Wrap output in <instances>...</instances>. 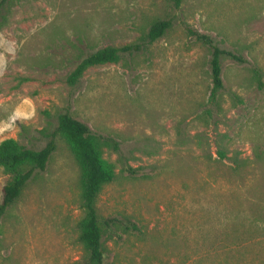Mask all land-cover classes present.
<instances>
[{"label": "rangeland", "instance_id": "374dc122", "mask_svg": "<svg viewBox=\"0 0 264 264\" xmlns=\"http://www.w3.org/2000/svg\"><path fill=\"white\" fill-rule=\"evenodd\" d=\"M159 21L141 52L67 82ZM188 30L244 61L221 58L218 113L211 49ZM62 113L117 144L102 148L114 179L96 207L136 230L104 232L106 264H264V0H0V143L40 150ZM55 145L0 220V264L83 263L80 167Z\"/></svg>", "mask_w": 264, "mask_h": 264}, {"label": "trees", "instance_id": "16d2710c", "mask_svg": "<svg viewBox=\"0 0 264 264\" xmlns=\"http://www.w3.org/2000/svg\"><path fill=\"white\" fill-rule=\"evenodd\" d=\"M181 0H175L176 6ZM167 21L155 22L149 29L145 41L121 47H106L83 57L74 71L68 75L67 82L74 85L84 71L93 66L115 63L126 55L141 52L146 46L153 44L164 35L169 28ZM188 33L198 42L211 49L210 77L212 88L208 98L218 113L219 97L224 89L221 58L227 57L243 63L244 61L232 52L219 48L207 35L193 30ZM208 116L212 111L207 110ZM61 134L80 167V209L83 219L80 222L78 241L82 245L84 258L82 264H106V254L103 247L104 232L114 233V228L124 225L125 230L135 231V224L118 219H102L98 215L96 202L103 188L114 179V172L102 158V148L112 146L117 150V144L90 131L82 122L72 118L68 113H62L57 118V127L51 135V140L40 150H33L19 145L15 140L8 139L0 143V169L7 177L1 189L0 220L8 208L20 197L27 183L36 172L45 170L46 165L55 151V137ZM224 158L222 153H218Z\"/></svg>", "mask_w": 264, "mask_h": 264}]
</instances>
